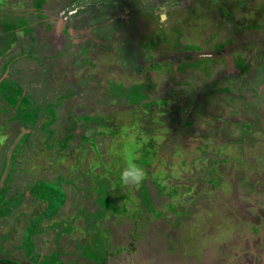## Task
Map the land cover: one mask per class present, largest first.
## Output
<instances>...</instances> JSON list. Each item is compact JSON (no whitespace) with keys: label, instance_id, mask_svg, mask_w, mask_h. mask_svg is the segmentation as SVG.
<instances>
[{"label":"rangeland","instance_id":"rangeland-1","mask_svg":"<svg viewBox=\"0 0 264 264\" xmlns=\"http://www.w3.org/2000/svg\"><path fill=\"white\" fill-rule=\"evenodd\" d=\"M0 55V264H264V0H0Z\"/></svg>","mask_w":264,"mask_h":264},{"label":"crops","instance_id":"crops-1","mask_svg":"<svg viewBox=\"0 0 264 264\" xmlns=\"http://www.w3.org/2000/svg\"><path fill=\"white\" fill-rule=\"evenodd\" d=\"M48 16H49V20H51L52 21V17H51V14H48ZM53 22V21H52ZM31 25V24H30ZM32 27L34 26V25H31ZM31 30H32V28H31ZM33 30H34V28H33ZM49 30V29H48ZM76 32H78V34H80L82 37H84V39H86V38H90V34H89V32L87 31V30H85V29H77V31ZM26 35H27V33H25V37H26ZM46 35V34H45ZM45 35H44V38H45ZM78 37H80V36H78ZM79 40V39H78ZM41 42H39V44H40ZM48 45V44H47ZM49 47H50V45H48ZM43 49H44V46H43ZM74 56H77V53H75V55ZM17 59V58H16ZM16 59H14V58H3V55H0V84H1V82L3 83V85L5 86V87H1L0 86V91H2V95H4L3 94V89H8V90H10V89H12L13 88V86H14V84L13 83H16V81L14 80V78H13V76H12V74L10 75V73H12L11 72V66H12V64H13V62H14V60H16ZM9 71H10V73H9ZM13 74H14V72H13ZM9 76H10V78H9ZM4 81V82H3ZM88 234V238H87V240H88V243H87V246L88 247H92V246H94V245H96V244H98V242H97V240H96V233L95 234H89V233H87ZM97 248V247H96ZM101 247H99V250H98V252H97V249H96V256L95 255H93L92 253H91V251H90V253H86V254H88V255H93L95 258H97L98 256H99V252L101 253Z\"/></svg>","mask_w":264,"mask_h":264},{"label":"clouds","instance_id":"clouds-1","mask_svg":"<svg viewBox=\"0 0 264 264\" xmlns=\"http://www.w3.org/2000/svg\"><path fill=\"white\" fill-rule=\"evenodd\" d=\"M2 142V140H0ZM144 178L143 169L135 163V158L127 159L126 167L121 170L120 181L126 186L136 185L142 182ZM101 247V243H98ZM102 248V247H101ZM101 253L104 252L101 250Z\"/></svg>","mask_w":264,"mask_h":264},{"label":"flooded vegetation","instance_id":"flooded-vegetation-1","mask_svg":"<svg viewBox=\"0 0 264 264\" xmlns=\"http://www.w3.org/2000/svg\"><path fill=\"white\" fill-rule=\"evenodd\" d=\"M14 74H15V73H14ZM14 74H13V75H14ZM20 74H21V72L18 73V74H16V76H13V75H12L13 78H14V80L16 81V83H21V81H22L21 79H19V78L17 77V75H20ZM5 90L8 91V89H3V93H4ZM36 99H37V98H36ZM37 100H38V99H37ZM38 101L41 102L40 100H38ZM44 101H46V100H44ZM44 101H42V102H44ZM42 102H41V103H42ZM28 114H29V115H32L31 113H28Z\"/></svg>","mask_w":264,"mask_h":264},{"label":"trees","instance_id":"trees-1","mask_svg":"<svg viewBox=\"0 0 264 264\" xmlns=\"http://www.w3.org/2000/svg\"><path fill=\"white\" fill-rule=\"evenodd\" d=\"M1 264H23V263L18 262V261H14V260L3 259Z\"/></svg>","mask_w":264,"mask_h":264},{"label":"bare ground","instance_id":"bare-ground-1","mask_svg":"<svg viewBox=\"0 0 264 264\" xmlns=\"http://www.w3.org/2000/svg\"><path fill=\"white\" fill-rule=\"evenodd\" d=\"M205 11V10H204ZM210 13V12H209ZM208 14V13H207ZM209 15V14H208ZM206 19H208V18H206ZM209 75V74H208ZM134 212V211H133ZM159 216V215H158ZM124 237V236H123Z\"/></svg>","mask_w":264,"mask_h":264}]
</instances>
